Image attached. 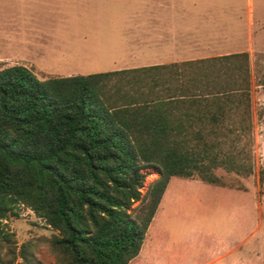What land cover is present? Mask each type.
<instances>
[{"label": "trees", "instance_id": "trees-1", "mask_svg": "<svg viewBox=\"0 0 264 264\" xmlns=\"http://www.w3.org/2000/svg\"><path fill=\"white\" fill-rule=\"evenodd\" d=\"M188 63L198 72L169 77L126 72L150 66L47 78L21 63L0 67L3 263L41 264L44 241L53 264H128L171 176L251 175L248 51ZM147 167L159 175L142 195ZM19 202L54 232L17 246L3 220Z\"/></svg>", "mask_w": 264, "mask_h": 264}, {"label": "rangeland", "instance_id": "rangeland-1", "mask_svg": "<svg viewBox=\"0 0 264 264\" xmlns=\"http://www.w3.org/2000/svg\"><path fill=\"white\" fill-rule=\"evenodd\" d=\"M235 1L239 11L223 15L231 16L230 26L241 41L247 34L253 172L242 178L220 170V183L205 181L198 174L171 176L141 249L128 264H264V0ZM109 15L97 13L95 0H0V67L21 61L57 68L77 66L82 71L104 67L105 58L93 53L81 57L62 49L67 43L70 48L71 42L72 51L77 50L74 44L85 34L93 36L97 24L102 26ZM36 40L48 50L34 53L44 45ZM25 46L30 51L19 53ZM37 72L39 78L60 76L46 68ZM144 171L142 195L159 175L152 167ZM15 211L3 222L17 246L30 237L54 232L27 208L16 205ZM0 254L7 258L6 248ZM35 257L41 264L57 261L44 241L36 247Z\"/></svg>", "mask_w": 264, "mask_h": 264}, {"label": "crops", "instance_id": "crops-1", "mask_svg": "<svg viewBox=\"0 0 264 264\" xmlns=\"http://www.w3.org/2000/svg\"><path fill=\"white\" fill-rule=\"evenodd\" d=\"M235 0H95L97 13L104 16V24H97L93 36L86 34L74 45L77 50L63 45L62 52H74L81 57L93 53L108 63L97 70L82 71L80 67H46L41 62L21 64L35 74L38 69L60 75L119 70L150 66L142 71L169 77L173 72H198L193 64L201 59L237 51H247V34L241 41L232 30L231 16L238 12ZM101 16H97L99 21ZM106 21V22H105ZM39 43L34 53L46 52V44ZM65 42V41H64ZM66 43V42H65ZM24 44L31 45L24 42ZM34 44V43H33ZM19 50L27 54L29 48ZM27 52V53H26ZM160 86H162L160 84ZM157 87V86H156Z\"/></svg>", "mask_w": 264, "mask_h": 264}, {"label": "built area", "instance_id": "built-area-1", "mask_svg": "<svg viewBox=\"0 0 264 264\" xmlns=\"http://www.w3.org/2000/svg\"><path fill=\"white\" fill-rule=\"evenodd\" d=\"M17 205H19L21 208H27L29 211H31V212H33L34 214H35V212L33 211V209L31 208V207H29V206H27L26 204H24L23 202H19ZM36 215V214H35ZM36 217L38 218V219H40V220H43L40 216H37L36 215ZM44 221V220H43ZM0 264H2L1 262H0ZM8 264H17V263H14V262H11V263H8Z\"/></svg>", "mask_w": 264, "mask_h": 264}]
</instances>
